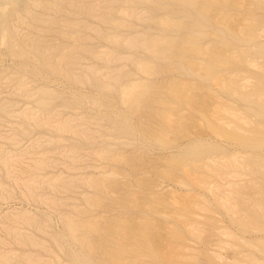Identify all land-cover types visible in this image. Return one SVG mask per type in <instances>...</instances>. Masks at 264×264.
<instances>
[{"label":"rangeland","instance_id":"obj_1","mask_svg":"<svg viewBox=\"0 0 264 264\" xmlns=\"http://www.w3.org/2000/svg\"><path fill=\"white\" fill-rule=\"evenodd\" d=\"M13 1L0 264H264L232 205L264 195V153L237 148L264 136V0Z\"/></svg>","mask_w":264,"mask_h":264},{"label":"bare ground","instance_id":"obj_2","mask_svg":"<svg viewBox=\"0 0 264 264\" xmlns=\"http://www.w3.org/2000/svg\"><path fill=\"white\" fill-rule=\"evenodd\" d=\"M8 1V0H7ZM3 2V1H2ZM19 2L18 0H14L13 3H17ZM187 4H192L197 6L198 0H186ZM191 2V3H190ZM5 4V3H4ZM1 6V5H0ZM12 16L11 13H3V17L5 18V20L10 18ZM2 20V19H1ZM0 22H3L1 21ZM4 20V21H5ZM7 23V22H6ZM5 22L2 24H6ZM252 35H254V31L252 30ZM260 49L264 50V47ZM235 89H233L234 92H240L239 88L240 86L238 85L237 87L234 86ZM106 89L110 90L111 87L107 86ZM229 94V93H228ZM255 95L259 96L261 95L260 92H256L254 93ZM231 97V93L229 94ZM132 95L128 94L125 98L126 101H132V103L138 107L139 106V101L138 99H133ZM241 101L243 103H249L251 100L249 99V97L247 95H243L241 97ZM257 107H259V103H256ZM245 110L249 111V112H255L253 113V115H259L260 117H262V119H264V105H260L259 109H256L254 107H245ZM254 115V116H255ZM256 117V116H255ZM122 131L125 132H134L133 128L130 125H127L124 129L122 128ZM247 147H250L251 150L249 151H245V149ZM238 150L240 151V153H248L250 156H259L262 155V153H264V136H262V133H258L256 135V140H245L243 142H238ZM215 150V148L213 149ZM200 155H196V157L198 158ZM257 174H259L260 176H264V172H262L261 170H257L256 171ZM233 208L235 209L237 216H235L233 218V221L236 223H240L241 226L242 224L244 226H249L250 223L248 224V222L242 220L240 216L242 215H246V216H250L252 217L254 220H256L262 227H264V195L261 196V198H257L256 196H254L253 194H248L247 191H245V189L239 188L236 189L235 191V195H234V200H233ZM261 243L264 245V237H262L260 239ZM89 245V244H88ZM75 258L78 261H81V257L79 255H75Z\"/></svg>","mask_w":264,"mask_h":264}]
</instances>
